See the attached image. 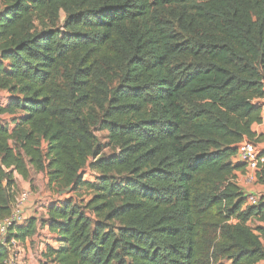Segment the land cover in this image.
<instances>
[{"label": "trees", "instance_id": "obj_1", "mask_svg": "<svg viewBox=\"0 0 264 264\" xmlns=\"http://www.w3.org/2000/svg\"><path fill=\"white\" fill-rule=\"evenodd\" d=\"M0 93V220L15 175L89 192L46 207L56 248L42 264L264 262V197L245 206L232 162L259 140L264 0H0ZM36 229L29 218L9 237Z\"/></svg>", "mask_w": 264, "mask_h": 264}, {"label": "rangeland", "instance_id": "obj_2", "mask_svg": "<svg viewBox=\"0 0 264 264\" xmlns=\"http://www.w3.org/2000/svg\"><path fill=\"white\" fill-rule=\"evenodd\" d=\"M65 14L63 12H60L59 14V19H58V26H61V24L64 22L65 20ZM7 95L5 93H0V104L5 106L7 103ZM12 118L8 115H2L0 116V121L2 124L4 125H11L12 126ZM98 126L96 125L94 128H92L93 131V135L96 137L97 140V146L98 149L101 151V155L104 156H110L113 152L114 149L112 147V145L109 143V140L107 138V132L101 130V128H97ZM258 148V147H257ZM259 149V148H258ZM235 164H239L238 162L235 161ZM85 173L83 175V179L85 182L88 183H94L95 180V174L89 170V167L87 165V167L84 169ZM46 178L38 173H31V176L29 178V187L27 190H30L31 192V197L29 199V205L30 208L33 210L35 209L36 214H42L43 213V209L44 206L47 202L49 203L51 200L53 202H62L66 199H68L69 197H72V199L77 203L80 200L86 201L89 199V195H88V191L86 189L77 191L75 193H66L65 191H56V190H51L49 189V187L47 186V183L45 182ZM258 196V195H257ZM50 204V203H49ZM41 216H39V220H40ZM38 220V221H39ZM43 221H39L40 226L43 224ZM248 226L253 229L255 231V228L257 226H259V224L257 222L250 221L248 223ZM25 247H23V252H24ZM46 249V247H45ZM18 251V250H17ZM16 251V252H17ZM26 251V249H25ZM45 251V250H44ZM24 255L22 258H20L18 255L17 256V262L19 264H26L27 263V252H24ZM33 264H42L39 255L36 254H32V259H31ZM222 263L224 264H229L226 261H223Z\"/></svg>", "mask_w": 264, "mask_h": 264}, {"label": "crops", "instance_id": "obj_3", "mask_svg": "<svg viewBox=\"0 0 264 264\" xmlns=\"http://www.w3.org/2000/svg\"><path fill=\"white\" fill-rule=\"evenodd\" d=\"M252 132L255 134V138L257 137L258 143H255L256 147L259 148V150L264 151V115L261 117L260 124H255L252 126ZM233 164H235L234 158L232 160ZM32 171L29 174V178L31 176ZM42 174V173H40ZM45 178L46 176L42 174ZM47 183V178L45 180ZM236 185L240 188V190L246 194V195H255L263 196L264 197V187L257 184L256 180L249 178L247 175L246 169H244V172H237L236 178H235ZM15 184L18 191V194L22 191H25L28 189L30 183L29 180L25 181L20 176L15 175ZM258 195V196H257ZM53 202L52 200L49 202ZM29 203V202H28ZM26 204L24 207V214L27 218H34L36 219V233L31 238H28L23 243H19L17 247V255L22 258L24 255V252H27V263L26 264H33L32 254H38L40 260L42 261L41 254L44 252L45 247L49 246L51 248H56V242H55V235L49 232L47 226L39 224V221H46V207L49 205L47 202L44 206L43 213L42 214H36L35 209H31L29 204ZM39 216H41L40 220L38 219ZM39 220V221H38ZM260 226H264L261 224ZM23 247H25L23 252ZM258 264H264V262H260Z\"/></svg>", "mask_w": 264, "mask_h": 264}, {"label": "built area", "instance_id": "obj_4", "mask_svg": "<svg viewBox=\"0 0 264 264\" xmlns=\"http://www.w3.org/2000/svg\"><path fill=\"white\" fill-rule=\"evenodd\" d=\"M259 105L262 117L264 115V99L259 101ZM260 153L261 150L255 144L244 140L238 145L237 153L234 157V161L243 165L249 178L254 180H256V173L259 171L258 157ZM30 197V190L20 192L15 198L11 214L7 218L0 220V247H5L8 251V258L4 264H19L16 256L19 243L9 237V231L12 227L26 224L29 218L25 217L24 207L29 202ZM257 202V197L250 194L247 196L245 206H255Z\"/></svg>", "mask_w": 264, "mask_h": 264}]
</instances>
